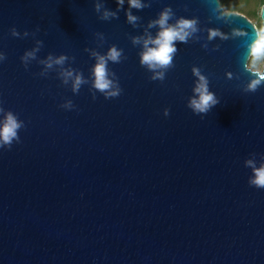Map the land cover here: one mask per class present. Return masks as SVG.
<instances>
[{"label":"water","instance_id":"water-1","mask_svg":"<svg viewBox=\"0 0 264 264\" xmlns=\"http://www.w3.org/2000/svg\"><path fill=\"white\" fill-rule=\"evenodd\" d=\"M140 2L0 0V126L9 112L21 123L0 142V264H264V188L245 163H264V82L248 91L244 67L259 28L218 18L217 0ZM166 7L197 31L149 69L148 24ZM112 47L120 94L106 97L93 69ZM193 68L218 101L206 113L189 106Z\"/></svg>","mask_w":264,"mask_h":264},{"label":"clouds","instance_id":"clouds-1","mask_svg":"<svg viewBox=\"0 0 264 264\" xmlns=\"http://www.w3.org/2000/svg\"><path fill=\"white\" fill-rule=\"evenodd\" d=\"M117 6L122 7L124 0H116ZM129 8L142 9L146 5L142 4L140 0H128ZM217 9H221L218 18L231 16L224 6L217 0L214 12ZM99 10V5H97V11ZM126 16L129 23L135 24L138 17L132 15L131 11H126ZM174 15L170 7H166L163 11L159 13V18L156 20L149 21L148 27L159 26V32L153 38L148 36L144 40L145 50L141 53L140 63L146 65L149 69H167L172 65L173 56L177 49L175 47V42L179 41L182 43H187L188 38L191 34L197 31L196 19H186L181 17L176 20L175 24H169V20ZM109 16H116L115 12H105L103 19H107ZM221 36L222 39H227L223 33L219 32L217 29H209V39L216 36ZM140 38H133V43H139ZM149 44L153 45L149 47ZM250 61L244 65L246 70H249L253 79L247 85V90L255 92L258 87L264 82V71L259 67L261 63H264V30L259 31L255 38L249 45ZM32 53H28L27 56H32ZM94 55H96L94 53ZM121 51L117 50L116 47H112L107 52L106 56H98L97 63L93 69L94 73V87L105 93L106 97H116L120 94V89L116 87L113 90V81L108 79V69L107 62L110 60L113 63H119L121 58ZM65 57H60L55 61L57 64L63 63ZM51 61V57H49ZM51 67V63L48 64ZM193 74L199 78L194 91L198 94L197 99H192L190 102V107L196 113H206L212 107H214L218 101L215 94L208 90L207 79L200 75L199 69L193 68ZM66 76H72L71 71L65 73ZM164 78L162 72L156 73L153 79ZM84 81L77 75L73 84V89L78 90L81 83ZM21 127V123L17 121L16 117L12 113H8L2 126H0V142L3 144L10 145L14 138H17V130ZM246 165L252 168L253 178L250 179V184L255 185L258 188H264V163L259 167H256L253 160H247Z\"/></svg>","mask_w":264,"mask_h":264},{"label":"rangeland","instance_id":"rangeland-1","mask_svg":"<svg viewBox=\"0 0 264 264\" xmlns=\"http://www.w3.org/2000/svg\"><path fill=\"white\" fill-rule=\"evenodd\" d=\"M222 2L226 9L237 10L246 14L257 24L259 31L264 30V22L261 18V7L264 0H223ZM263 64L264 63H261L259 65L261 70L263 68Z\"/></svg>","mask_w":264,"mask_h":264},{"label":"trees","instance_id":"trees-1","mask_svg":"<svg viewBox=\"0 0 264 264\" xmlns=\"http://www.w3.org/2000/svg\"><path fill=\"white\" fill-rule=\"evenodd\" d=\"M223 0H221V3L223 4V2H222ZM234 8V7H233Z\"/></svg>","mask_w":264,"mask_h":264}]
</instances>
